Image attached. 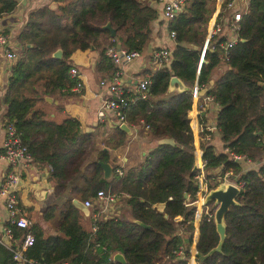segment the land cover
Here are the masks:
<instances>
[{
    "label": "trees",
    "instance_id": "trees-1",
    "mask_svg": "<svg viewBox=\"0 0 264 264\" xmlns=\"http://www.w3.org/2000/svg\"><path fill=\"white\" fill-rule=\"evenodd\" d=\"M51 1L26 12V28L9 69L10 96L3 110L32 162L48 166V178L58 198V204L45 206L41 213L43 220L56 214L53 234L44 235L36 222L27 227L9 224L18 241L25 232L33 235L23 255L39 264H188L198 193L196 171L191 170L195 142L188 123L192 118V86L196 83L205 86V95L219 106L215 128L225 151H216L210 141L211 131L204 128L205 111L198 112L196 136L202 161L203 203L193 264H264V162L241 171L240 162L231 157L235 153L255 161L264 155V0H247L235 21L236 39L229 47H220L227 39L224 34L210 36L208 43L215 48L205 50V61L200 63L199 49L213 0H187L176 16L166 20L167 41L160 49L169 51L168 60L146 71L144 96L139 91L124 93L127 101L122 109L128 126L147 125L152 146L139 163L122 168L120 174L115 170L118 166L111 165L108 177L103 176L98 163L108 161L104 149L94 158L91 170L80 169L89 151L85 148L86 135L79 134L78 119L64 116L54 121L40 104L45 102L44 96L69 90L75 82L68 73L72 53L87 48L90 37L108 34L106 28L90 25V17L107 15L115 29L129 20L131 33L124 37L114 34L111 44L140 52L153 35L150 24L157 10L143 0ZM16 2L0 0V16L13 11ZM223 14L222 10L218 13ZM169 30L174 31L173 37L168 35ZM57 48L61 50L59 57L52 55ZM219 64L224 69L209 83L212 70ZM95 68L108 73L109 78L117 69L104 52ZM171 75L186 87L168 91ZM125 137V130L116 122L103 138V145L117 147ZM163 137L172 138L173 143L156 141ZM226 169L237 174L242 187L234 204L222 215L224 233L220 240L213 218L216 203L204 197L216 188L218 175ZM97 189L117 194L122 208L108 216L91 217L95 225L91 230L82 223L83 212L71 197L82 202L95 196ZM155 203H161L160 210L155 209ZM179 248L181 252L177 253ZM116 251L124 262L113 259ZM0 264L28 263L13 259L11 250L0 243Z\"/></svg>",
    "mask_w": 264,
    "mask_h": 264
},
{
    "label": "crops",
    "instance_id": "crops-1",
    "mask_svg": "<svg viewBox=\"0 0 264 264\" xmlns=\"http://www.w3.org/2000/svg\"><path fill=\"white\" fill-rule=\"evenodd\" d=\"M16 5L13 11L9 14L2 15L0 17V30L8 34V47L16 54L21 46L20 34L25 30V18L26 12L34 7L40 6L52 2L51 0H16ZM150 4L157 10V17L151 22V29L153 35L145 47L139 52L138 56L133 57L130 60H121L119 64H115L117 67V79L120 86L124 88L126 94H133L137 92L136 85L139 79H141L148 70L157 68V65L152 60L153 50L158 47L164 46L167 41L166 20L161 14V2L159 0H143ZM218 0H213L214 5H217ZM235 9H238L241 13L246 8L247 0H234ZM53 4V3H51ZM219 4V3H218ZM212 8V9H213ZM226 13V11L224 12ZM229 13V12H228ZM107 15H93L88 19L90 25L102 26L108 21ZM223 21H226L223 19ZM112 26L111 22H109ZM227 39L229 37L236 38L230 31L229 27H224L220 30ZM131 33V24L129 20H126L124 25L119 29H115V34L119 36H126ZM112 37L108 34H98L90 37L88 40V47L83 50H76L72 53L70 61L72 65L77 69L79 77L82 81L81 88L78 92L71 90H64L54 93L48 97L51 101L46 100L40 104L42 110L54 121L59 122L64 116H73L78 119L79 134L86 135L85 148L89 151L80 169L82 171H89L93 168V160L98 155L99 150L104 149L108 154L107 163L110 165L120 166L121 168L129 165H135L139 163L146 155L147 150L152 146V141L146 134L147 128L143 125L128 126L129 129L126 132L125 140L122 144L114 148H107L103 145V138L109 134L112 127L115 125V118L113 114L108 110L105 112L103 119H98L96 116V110L101 103L108 97V91L106 86L99 84L100 79H108L109 74L96 70L95 62L103 52L105 46L110 44ZM118 46V45H117ZM17 55V54H16ZM16 58V57H15ZM14 59H7L0 54V108H5V100L10 96V90L7 87V77L9 69ZM223 64L217 65L213 70L209 83H211L218 74L224 69ZM179 79V78H178ZM180 80V79H179ZM183 84V82L180 80ZM186 87L183 84V88ZM182 88V89H183ZM204 88H206L204 86ZM180 90L176 84L173 86H167L168 91ZM45 97V96H44ZM204 94L201 95V98ZM198 104V103H197ZM193 103L190 110L192 111ZM219 106L213 99H208L205 106V119L206 124L211 126V143L215 146L217 152L225 151L224 144L219 138V134L215 128V116ZM189 117V113L187 114ZM39 119L42 116L38 117ZM193 118V117H192ZM121 122H118V125ZM196 123V121H195ZM191 127L192 125L190 121ZM196 132H197V123ZM4 136V129L0 123V154L1 144ZM164 138V137H163ZM162 138H157L156 141H161ZM240 162L241 171L247 168H254L257 164L264 162V155L255 161H247L245 159L238 160ZM10 168L6 164L5 160L0 156V179L3 174ZM49 168L46 164H38L31 162L27 169L19 170L18 179V201L21 208V213L29 220V222H36L44 235L53 234L56 224V214L51 219L43 220L41 218L42 210L45 206L56 203L58 204V198L53 194V183L48 178ZM105 177V176H104ZM75 178V176H74ZM72 178L69 180L71 181ZM77 200L81 203V199L72 196L71 201ZM74 203V202H73ZM75 204V203H74ZM104 200L98 199L96 196L91 198V205L89 207L79 209L83 212L81 218L85 227H89L93 230V220L91 217L108 216L119 211L121 203L115 199L105 209H102ZM109 204V202L107 203ZM157 210L161 209V203H155ZM6 220V209L0 198V226H3Z\"/></svg>",
    "mask_w": 264,
    "mask_h": 264
},
{
    "label": "built area",
    "instance_id": "built-area-1",
    "mask_svg": "<svg viewBox=\"0 0 264 264\" xmlns=\"http://www.w3.org/2000/svg\"><path fill=\"white\" fill-rule=\"evenodd\" d=\"M161 2V14L165 20H169L177 15L179 11L183 9V6L187 2V0H159ZM220 0L218 5H214V8L207 20L206 23V35L205 38L208 39L214 33L219 32L222 29V23L227 22L230 31L234 34L236 33V20H238L240 16V11L235 9L234 0H226L224 2V6L221 7ZM229 12L227 14H223L222 17L218 15L220 11ZM1 17V16H0ZM218 19L220 21H218ZM226 20V21H223ZM168 35L170 37L174 36V31L169 30ZM236 39V38H235ZM235 39L233 37H229L226 41L220 44L221 48L229 47ZM205 40V39H204ZM8 34L2 30H0V54H2L7 59H15L16 54L8 47ZM204 43V42H203ZM215 44L209 43V49H214ZM158 49V50H157ZM153 50L152 60L154 63L159 66L164 64L168 60L169 51L165 48H157ZM104 54L108 56L114 64H119L121 60H130L133 57L138 56L139 52L136 50H126L121 46H115L110 44L104 50ZM70 72L73 75H77V69H70ZM99 84H103L106 86L108 91V97L101 103V105L96 110V116L98 119H103L106 111H110L117 119L118 122H123V108L126 105V95L124 88L120 86V83L117 79V71L115 70L113 75L109 79H100ZM148 80L146 77H142L139 79L136 85L137 91L140 92V96H144V92L147 90ZM204 87L197 86L196 83L192 86V102L194 104L192 108V117L188 118V123H195L196 115L198 112H203L205 110L206 101L208 99H212L211 96L205 95L201 98V95L197 94V91ZM132 100V98H130ZM198 103V104H197ZM3 108H0V123L4 129V136L1 144V158H3L7 165L10 168L3 174L0 179V198L3 201V204L6 209V220L3 226H0V243L11 250L12 258L19 261L20 263H28V264H39L37 261L26 258L22 251L33 242V235L30 232H25L21 241L14 238L12 235V230L9 224H14L18 227H27L30 223L29 220L21 213V208L18 201V179H19V170L27 169L31 162L32 158L27 150L25 144L22 143L18 131L13 125L12 121L8 120L3 113ZM191 127V124H189ZM147 128V125H144ZM204 128L206 130H211V126L205 125ZM205 138L208 139V136ZM262 144L264 145V138L262 140ZM231 157L234 160L244 159L243 155L231 153ZM249 161V159H245ZM199 162L201 165L202 172V161L199 156ZM117 173L122 172V168L118 166L116 169ZM202 176V173H201ZM196 177L198 181V173L196 172ZM237 174L234 173L231 169L224 170L220 175H218L219 185H227L233 184L238 191L242 187V182L237 181ZM202 180V177H201ZM199 185V182H198ZM216 186V187H217ZM95 196L104 200V204H102V209H105L111 202H114L115 199H118L117 194H113L110 192H104L102 189H97L95 191ZM202 197V193H201ZM197 200V199H196ZM109 202V204H107ZM203 202V201H201ZM81 204L84 207H89L91 205V199L85 198ZM156 209V208H155ZM96 217V216H95ZM94 218V217H93ZM179 216H176L175 219H179ZM8 224V225H7ZM93 230L95 229V225H92ZM14 244V246H12ZM177 253L181 252V249H177ZM57 264H67L65 261L59 262Z\"/></svg>",
    "mask_w": 264,
    "mask_h": 264
},
{
    "label": "water",
    "instance_id": "water-1",
    "mask_svg": "<svg viewBox=\"0 0 264 264\" xmlns=\"http://www.w3.org/2000/svg\"><path fill=\"white\" fill-rule=\"evenodd\" d=\"M219 2H220V0H218L217 5ZM102 27L106 28L108 30V33L111 37L114 36L115 28H113L110 25L109 21H107L104 25H102ZM207 49H209V43L207 42V39L205 38L204 43L202 44V46L199 49V53H200L199 63L205 61L202 54ZM52 55L59 57L61 55V50L59 48L55 49L52 52ZM174 84H176V86L179 89L183 88V84L180 82L178 77L175 75H171L168 79V85L173 86ZM205 89L206 88L199 89L197 91V94L198 95L203 94L205 92ZM44 98L48 101H51V98L48 96H45ZM193 106H194V104H193ZM195 124L196 123H194L193 127H190L191 134L193 135L194 142H195V156H196L195 163L192 166L191 170L196 171L198 173L199 185H198L196 209H195L194 222H193V225H194L193 241L189 247L190 257H189L188 264H193V254H194V249H195L194 248L195 247V240H196V236H197V224H198V218H199V214H200V210H201V204L203 203V202H201V200H202V197H201V177H202L201 173L202 172H201V165L199 162L200 150H199L198 145H197V136H196ZM119 127H121L125 131H128V129H129V127L127 126V124L125 122H121L119 124ZM161 141L173 143V140L170 137H164V138H162ZM98 163L102 167L103 176L108 177L110 172H111L110 165L107 162L98 161ZM237 192H238V189L233 184H227L225 186L219 185L216 188L209 190V192L204 197L205 200H208V199L214 200V202L216 203V207H215L214 212H213V218H214V222H215V228L219 234L220 240L223 238V233H224V227L222 224V215L226 211L228 206L234 204V202H235L234 198H235V195ZM73 202L76 205H78L80 208H82V204L79 201L73 200ZM141 225L148 226V225L143 224V223H141ZM112 257H113V259L119 260L120 262L125 261L122 254L119 251L114 252Z\"/></svg>",
    "mask_w": 264,
    "mask_h": 264
},
{
    "label": "rangeland",
    "instance_id": "rangeland-1",
    "mask_svg": "<svg viewBox=\"0 0 264 264\" xmlns=\"http://www.w3.org/2000/svg\"><path fill=\"white\" fill-rule=\"evenodd\" d=\"M224 14H227V16H228V12H226V13H224ZM221 17H222V15H221ZM218 21H220L219 19H218ZM227 26H228V24H227V22H224V23H222V29L224 28V27H226L227 28ZM221 29V30H222ZM220 32V31H219ZM221 33V32H220ZM227 38V37H226ZM107 46H105V48H106ZM105 48H104V50H105ZM104 50H103V52H104ZM158 50V49H157ZM70 69H75V67L72 65V63H71V65H70V67H69V69H68V73H69V75L70 76H72L74 79H75V82L70 86V88H69V90H71V91H73V92H78L79 90H80V88H81V85H82V81H81V79H80V77H79V74H77V75H73L71 72H70ZM78 73V72H77ZM114 116V115H113ZM114 118H115V122H118V119L114 116ZM123 122H124V117H123ZM190 124V123H189ZM195 160H196V156H195ZM201 201H203V197H202V200ZM155 208H156V206H155ZM156 210H157V208H156Z\"/></svg>",
    "mask_w": 264,
    "mask_h": 264
},
{
    "label": "clouds",
    "instance_id": "clouds-1",
    "mask_svg": "<svg viewBox=\"0 0 264 264\" xmlns=\"http://www.w3.org/2000/svg\"><path fill=\"white\" fill-rule=\"evenodd\" d=\"M190 127V126H189Z\"/></svg>",
    "mask_w": 264,
    "mask_h": 264
}]
</instances>
